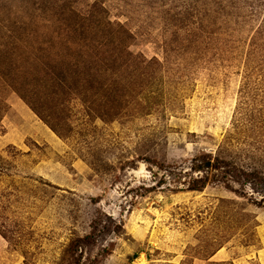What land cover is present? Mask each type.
I'll use <instances>...</instances> for the list:
<instances>
[{
  "label": "rangeland",
  "instance_id": "obj_1",
  "mask_svg": "<svg viewBox=\"0 0 264 264\" xmlns=\"http://www.w3.org/2000/svg\"><path fill=\"white\" fill-rule=\"evenodd\" d=\"M16 16L60 62L47 76L16 62L30 101L0 79V264H264V183L187 187L220 149L264 174V0H0L2 35ZM102 46L135 61L82 89Z\"/></svg>",
  "mask_w": 264,
  "mask_h": 264
},
{
  "label": "trees",
  "instance_id": "obj_2",
  "mask_svg": "<svg viewBox=\"0 0 264 264\" xmlns=\"http://www.w3.org/2000/svg\"><path fill=\"white\" fill-rule=\"evenodd\" d=\"M37 15V14H36ZM36 15H31V19H34ZM83 17V20H90V16H81ZM27 18L23 16H16L15 19H12V23H10L8 26V29L4 31V34L0 33V79L6 80L7 82L4 83V85H9L11 88L15 89L21 94L22 98H25L29 100L30 96V88L25 83H19L17 81L18 76L21 77L22 71L19 74L18 69L16 65L17 61H24L25 63H28L29 65H33L35 71L37 73H43L44 76H47L46 69L52 67L55 63L58 61L60 62V58L58 55H54L53 63H50L45 60V55L42 53L43 47L40 44H43V42L37 43V47L30 46L29 39L33 36V41L38 38L39 35H41L40 32H38L34 28H29L27 25ZM264 21V19H263ZM84 25V26H82ZM79 29H81V34H85L86 28L85 26L94 27L92 25V22L88 23H82ZM114 28L118 32L126 31L122 24L118 23L114 25ZM117 32V33H118ZM88 33V32H87ZM128 33V31H127ZM115 34V33H112ZM128 35V34H127ZM94 36L93 34H85V36H81L78 39L82 40H88L87 37ZM117 37V34H115ZM77 39V40H78ZM24 46L26 49H23ZM102 52L100 55L98 52ZM98 52L94 53L92 59L95 60L94 66L89 65L84 70L82 69L81 72L78 71L79 77L76 79L75 84L82 83L85 81L87 84L90 85V87H85L82 89H109V85L107 83L108 77V67H113L114 65L110 64L112 61L118 63V61L121 62L119 65V68L121 72H127L126 66L131 65V63H134L135 59L132 53H129V59L126 58V54H123L122 58H117L119 54L116 55L117 50L114 49V53L110 55H106V52L103 51V46L98 49ZM107 56V57H106ZM126 61V64H125ZM138 64H135V68L133 70V73L130 72L131 79H134L133 82V89L140 88L143 80H146V77L149 76V79L151 80V77L154 75V68L153 64L156 63L153 59L151 60H144V64H140V61L137 62ZM126 65L124 68L123 66ZM130 67V66H129ZM72 66L71 64H68L64 67V73L65 76H62V72L58 71L55 72L56 78L60 79H68L67 76H72L71 73ZM34 74V73H32ZM155 76V75H154ZM46 78V77H45ZM83 78V80H82ZM125 77L122 76V80H124ZM31 81L39 84L38 79L31 78ZM83 87V86H82ZM122 89H126V87H122ZM101 92V91H97ZM36 93H32V96H34ZM105 96V95H103ZM31 100V99H30ZM29 100V101H30ZM34 108H36V105L31 103ZM37 109V108H36ZM100 110V109H99ZM107 111V110H103ZM100 112V111H99ZM109 112V111H108ZM101 114L106 115L104 112ZM52 128L57 133L61 134V130L55 126L53 123L50 122L49 119H45ZM224 149H220L219 153L216 155L213 154H207L203 153L201 155H198L193 159V165L192 170L194 172L199 173L198 177H192V179L188 182L187 187L189 190H197L200 191L204 189L207 185L210 183H215L217 181L223 182L226 187L232 188V183L235 182H249L253 185H259L260 183H264V174L263 173H257L256 171H250L248 169H245L243 166L238 165L237 162L227 159L225 156ZM165 166V165H162ZM215 171V174L211 176V173ZM202 173V174H201ZM210 173V174H209ZM260 184V185H261ZM264 204V197L259 201ZM91 239V235L85 236L83 240H80L79 242H82L85 244L89 243V240ZM74 246V245H73ZM72 246V247H73ZM83 251V245L81 246ZM112 252V251H110ZM108 248H104L101 256L110 254ZM137 254H135L131 260H135L137 258ZM77 263V260L75 261ZM74 262V263H75ZM100 260L97 258L88 260L86 264H99ZM209 264H234L232 261H224V262H210Z\"/></svg>",
  "mask_w": 264,
  "mask_h": 264
}]
</instances>
